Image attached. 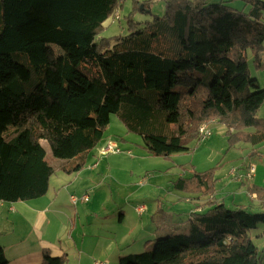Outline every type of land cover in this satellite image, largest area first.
<instances>
[{"label": "trees", "instance_id": "16d2710c", "mask_svg": "<svg viewBox=\"0 0 264 264\" xmlns=\"http://www.w3.org/2000/svg\"><path fill=\"white\" fill-rule=\"evenodd\" d=\"M244 3V10L232 7ZM123 0H0V200L45 196L52 156L82 171L103 140L112 115L127 134L142 138L155 157L189 150L198 130L215 120L228 145L248 146L260 159L264 103L250 83L247 53L263 69V0H165L162 17L130 21L124 37L98 38ZM134 3L150 9V0ZM54 47L61 49L56 55ZM15 127L10 130V127ZM180 168L185 169L183 165ZM217 166L179 176V192L214 195ZM251 191L264 209V187ZM207 207V206H206ZM264 211L228 208L210 198L201 213L159 235L151 249L120 258V264H264ZM68 256L43 250L41 264H67ZM0 264H10L0 244Z\"/></svg>", "mask_w": 264, "mask_h": 264}, {"label": "rangeland", "instance_id": "374dc122", "mask_svg": "<svg viewBox=\"0 0 264 264\" xmlns=\"http://www.w3.org/2000/svg\"><path fill=\"white\" fill-rule=\"evenodd\" d=\"M138 1L143 2L145 0ZM122 3V8H120V21L116 20L113 22L112 18L107 20L98 31V38L111 39L113 37L127 36L132 31L131 20L143 26V23L152 21L154 17H162L166 10L165 0H150V9L146 11H144L143 5L138 7V4L134 3V0H123ZM230 5L239 10H244L245 8L244 3L241 1H236ZM54 51L57 56L62 52L59 47H54ZM247 60L252 87L254 82L258 81L259 83V78L256 71L258 69H256L254 63V55L251 51L247 53ZM259 62L264 68V48L259 52ZM261 90L264 94L262 88ZM211 130L212 136L207 140H191L188 144V151L184 154H174L172 156L173 159L169 160L148 154L140 142H143L140 136L135 134L128 135V145L121 142L122 140L117 142L122 151L121 153L105 154L101 157V166L99 169L103 174L106 171H110L117 178V182L113 180L110 182L109 180L103 179L101 181L102 185L97 188L96 186L99 182L96 181L95 185H92L89 183V178L84 175L85 181L87 180L88 183L82 185L87 187L86 191L88 192L86 193L89 195V202L94 194L91 189L94 188L99 194V198L102 199L105 194L103 192H106L108 195L112 194V198L118 204L124 203V201H121V197L122 200H125L124 205H128L126 209H122L125 210V222L117 226L118 238L123 239L121 241L123 242V249H126L122 252L121 256L140 254L151 249L156 235L164 231L167 225H170V222L183 224L188 221V214L193 209V206L186 201V198L188 195H193V198L197 195L182 193L172 187V182L181 174L186 175V177H191V169L196 168L198 172H206L222 163L224 164L222 167L224 177L227 172L234 169L236 171V177L239 178L236 167L243 165V160L247 158L249 152L248 146L239 143L231 148L228 145V139L225 136L226 128L223 124L212 126ZM126 133V127L119 121L116 115H112L111 123L104 132L105 136L102 142L108 137L119 140L121 136H127ZM46 145L49 150L48 144ZM261 147L259 150L262 149ZM48 160L56 168L60 165V162H63L52 158L51 155L48 157ZM179 163L186 165L185 169L179 168L177 166ZM62 185L69 186L68 183H59L57 181L54 184L56 188ZM89 187L90 189H88ZM218 187L220 186L217 184L216 189ZM217 190L215 196H201L199 199L207 200L201 202L197 207L203 208L205 211L210 198L216 197L222 200L228 196L225 199V204L228 208H233L234 203L238 204L241 201L244 203V206L252 209L254 212L260 213L264 211V209L261 210L260 203L252 202L250 197L245 193L246 191H241L239 193L241 196H238L237 190L231 187L227 191L228 195L224 196L218 193ZM125 193L133 194V196L126 197ZM177 197H182V199L176 200ZM140 205L146 207V212L142 216L136 211V208ZM68 207L70 209L77 208L71 200ZM119 216L120 211L117 210L115 214L116 221L119 220ZM151 218H154V221ZM139 221H142L144 225H137ZM262 232H264V226L260 225L258 230L253 233L257 235L259 233L262 234ZM149 238L152 239L148 242ZM254 242L260 250L264 249V240H258L254 236ZM120 258L119 256L115 264H120Z\"/></svg>", "mask_w": 264, "mask_h": 264}, {"label": "crops", "instance_id": "0c3cea01", "mask_svg": "<svg viewBox=\"0 0 264 264\" xmlns=\"http://www.w3.org/2000/svg\"><path fill=\"white\" fill-rule=\"evenodd\" d=\"M120 19L121 16L117 21H120ZM256 71L259 83L258 81L254 82L252 88L259 91L264 98V94L261 92V88L264 91V68ZM262 111L264 112V103L258 113V116L264 119V113L262 114ZM216 124L215 121L211 127ZM14 128V126L10 127V130H14ZM126 135L121 136L119 140L108 137L105 141H101L91 152L86 167L79 173L73 174H68L64 171L66 166H69L68 161L60 160L63 162H60L57 168L53 166L48 160V157L50 155L52 156L50 147L48 146L49 151L46 147L47 143L45 141L41 143L46 150V161L52 166L55 172V175L50 179L47 194L41 198L28 201L7 202L0 200V244L4 248V254L10 264H41L44 249H48L52 257H60L66 254L69 259L67 264H95L96 262L115 264L119 256L124 257L121 255L126 249H123V242H121L123 239L118 238L117 226L118 224H123L126 220L125 210H122L128 206L127 204L124 205L125 200H122L120 197L124 203L118 204L112 198V194L108 195L106 192H103L105 194L101 199L97 191L93 188L91 190L94 194L90 198V202L88 201L86 204L78 203L75 205L77 208L74 209H70L68 204L70 203L71 196L80 197L87 194V187L82 185L88 183L87 180L85 181L84 175L89 178V183L92 185H95L96 181H98L97 188L102 185L101 181L103 179L109 180L110 182L112 180L117 182V178L110 171H106L103 174L99 169L101 166V157L103 156L101 152L110 141L117 143L122 140L121 142L128 145V135L132 134L126 133ZM140 142L143 145V142ZM261 148L259 150L262 154L261 160L246 158L243 160V165L236 167L239 178L232 176L231 173L235 171L234 169L227 172L225 177L222 173V168L219 169L216 174V177L219 179L217 184L220 186L217 188L218 193L224 196L228 195L227 191L233 187L237 190L238 196H241L239 194L241 191H246L245 193L250 197L252 202L260 203L251 191V188L253 186L264 187V146ZM128 153L131 154L130 151ZM172 156L170 159H173ZM52 158L54 157L52 156ZM221 165L222 167L224 166L222 163L218 166ZM177 166L180 168L181 163L177 164ZM183 166L185 167L186 165ZM251 167H255V171L251 174V179H248ZM193 170L197 171L196 168L191 169V174ZM182 175L184 174L180 176ZM56 181L59 183H68L69 186L62 185L56 188L54 186ZM125 194L126 197L133 196V194ZM192 196L188 195L186 198V201L193 206L190 213L203 212L204 209L197 206L207 199H199L198 195L195 198ZM177 199H182V197H177ZM216 199L219 202L225 203V199ZM235 205L244 206V203L239 201L238 204L234 203L233 207ZM137 209L138 207L136 211ZM117 210L120 211L118 221H116L115 217ZM190 213L188 214V219ZM143 214H140V216ZM151 220L154 221V218H151ZM169 224L164 231L156 235V238L181 225L173 222ZM137 225L144 224L142 221H139ZM151 239L149 238L148 242Z\"/></svg>", "mask_w": 264, "mask_h": 264}, {"label": "built area", "instance_id": "2783aa9c", "mask_svg": "<svg viewBox=\"0 0 264 264\" xmlns=\"http://www.w3.org/2000/svg\"><path fill=\"white\" fill-rule=\"evenodd\" d=\"M120 16H119V10H117L112 18L113 21L119 20ZM215 121L209 122V123H204L200 126L199 130H198V139L199 141H205L207 140L211 134H212V130H211V125L214 123ZM121 149L119 148L118 144L116 142H112L110 141L102 150V154H119L121 153ZM255 171V167H251L249 175H248V179H251V174H253ZM232 176H236V171H232ZM89 201V195L88 194H84L80 197L78 196H71V202L74 205H77L78 203H87ZM138 213L143 214L146 211V207L144 205H141L140 207H138L137 209ZM95 264H103L102 262H96Z\"/></svg>", "mask_w": 264, "mask_h": 264}, {"label": "water", "instance_id": "95a60500", "mask_svg": "<svg viewBox=\"0 0 264 264\" xmlns=\"http://www.w3.org/2000/svg\"><path fill=\"white\" fill-rule=\"evenodd\" d=\"M143 8V7H142Z\"/></svg>", "mask_w": 264, "mask_h": 264}]
</instances>
